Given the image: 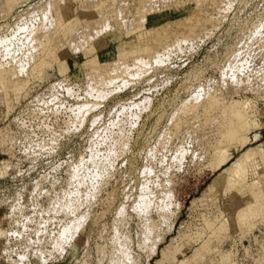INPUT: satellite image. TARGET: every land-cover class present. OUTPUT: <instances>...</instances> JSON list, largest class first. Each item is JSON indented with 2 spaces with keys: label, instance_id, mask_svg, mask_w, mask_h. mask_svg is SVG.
Masks as SVG:
<instances>
[{
  "label": "rangeland",
  "instance_id": "374dc122",
  "mask_svg": "<svg viewBox=\"0 0 264 264\" xmlns=\"http://www.w3.org/2000/svg\"><path fill=\"white\" fill-rule=\"evenodd\" d=\"M50 1L0 0V264H255L264 217L213 234L204 219L220 211L200 197L216 173L207 155L223 104L246 101L248 146L264 141V0H93L91 11ZM57 5L75 30L48 29V56L41 35ZM196 6L197 31L157 46L139 36V23ZM35 54L51 61L38 67ZM107 61L100 78L88 73ZM209 95L217 104L205 114ZM220 196L226 216L241 204L234 191Z\"/></svg>",
  "mask_w": 264,
  "mask_h": 264
},
{
  "label": "bare ground",
  "instance_id": "6f19581e",
  "mask_svg": "<svg viewBox=\"0 0 264 264\" xmlns=\"http://www.w3.org/2000/svg\"><path fill=\"white\" fill-rule=\"evenodd\" d=\"M92 1L91 0H84L85 4L83 2L82 3L86 6H85V8L83 7L81 9L84 11H91V10H93L92 6L98 8L99 1H97V2L93 1L94 3H90ZM196 1H197L196 4L199 5L200 0H196ZM7 4H8V9H11L12 6H11L10 0H7ZM54 4H55V2H54ZM96 4H98V5H96ZM8 9H5L6 10L5 12L10 11ZM47 12H48V10H47ZM51 12H52V10H51ZM51 12H50V14H51ZM0 14H2V12ZM200 17H201L200 8H199V6H196L195 10L192 13L183 16V18H177L174 21L172 20L173 21L172 23L168 22L162 26L154 25V26H150V28L145 27L144 23H139L137 28H142V29L144 28L145 31L143 33L139 34V36L140 35L143 36L150 43V45L157 46V43L166 42L171 36H176V34L178 32H180L181 30H186V31H189L191 33H193L194 31H197V29H199V27L201 26L200 25L201 21H199ZM49 19H51V18H49ZM53 19L55 22L50 20L52 23L54 22L53 28H50L52 26L49 25V28L45 29L46 33H43L44 32L43 31L42 32L43 35H41V36L45 37V39H44L45 42L44 43L42 42V44H41V46L43 45L42 50L45 51V55L47 54L48 56L51 53H53V51L48 48L50 43H51V37H49L50 34L47 35L48 29L49 30L53 29L55 31L53 33H58V35H59V31H61V32L63 31V33H62L63 35L68 34V35H65L66 37L71 35L69 33H72V31L75 30L74 28H66L65 27V25L68 22L63 18L62 9L59 8L58 5H57V8L55 7ZM77 21L78 20H76V22ZM70 22H72V21H70ZM133 29H134V26L127 28L126 33L129 34ZM99 31H101V29H99ZM48 32H50V31H48ZM50 33H51V35L53 34L52 32H50ZM55 35H57V34H54L52 39H54ZM132 44H133L132 42H128V44H126V45H123V44L120 45L117 52H120L121 53L120 55L122 57L124 55V57L126 58L127 54H125V52H126V50L129 49L127 46L130 47V45H132ZM92 46H94V45H92ZM92 46H90L89 48H92ZM124 47H126V49H124ZM42 50H41V52H42ZM49 51H50V54H49ZM89 51H91V50H89ZM34 52L36 53V51H34ZM54 53H53V55L56 54V53L55 54ZM41 55H43V53H41ZM35 56H36V54L34 55V57ZM44 56H41L38 58L35 57L36 61L33 60V62L35 61L36 66L39 67L42 64L44 65L45 62L49 63V61L47 60L48 57L46 58ZM49 60L51 61V59H49ZM133 60H135V58H133L132 61ZM127 61L125 59L124 60H114L112 62V63H114L113 64L114 65V67H113L114 71L115 72L118 71L117 68L120 67L119 64H121V63H123V65L126 66L125 62H127ZM107 63H109V61L102 62L98 66L96 65L95 67H92V68L90 67V69L87 71H89L88 73L91 76H93L92 74H94L95 78H100L101 77L100 74L104 70V68L107 66L106 65ZM45 65H48V64L46 63ZM50 65H48V66H50ZM116 65H119V66H116ZM123 65L121 67L124 68ZM123 68H121V69H123ZM35 69H36V67H35ZM213 96H214V94H213ZM207 99H209V101H208V104L204 108L205 114L210 113L211 110L213 111L214 106L217 104V101H215L216 99L214 100L212 96H210V95H209V97L207 96ZM247 104H249V103L247 102ZM222 107H223L222 108L223 110L221 113L222 114V120H221V125H220L221 127L219 126L218 129H216V132L213 131V133L214 132L217 133V138H216V141L212 144V146L210 148L211 151L208 152V155H207V156H210V159H208L209 160L208 164L211 167V169L213 171H215L216 173H215L213 179L209 182V184L205 188L204 192L202 193V196L200 197L201 200H203V201L200 200L201 202L206 201V203L208 202V204H211L212 206L215 203L216 206L215 205L214 206L217 208V210L220 211L219 214H220L221 218L216 215V218H219L218 223H215L216 218L206 217V219H204L206 228H209L213 234H214V232L216 233V231L221 230L223 228H227V227L230 228V226H238L241 223L249 224L248 222H250L251 219L254 218L253 220H255V218L257 219L258 216L264 217V141L261 144H258L256 146H248L249 144H252L257 139V134L254 131V127H255L256 122H255V120L251 119V115H250L249 111L247 110L249 107L246 106V101L243 102V101H239V100L236 101L235 100V101L229 102L228 104H223ZM192 108H193L192 105H190V106L188 105L184 110L189 111ZM181 119H182V117H177L175 119V125L179 124L181 122ZM207 135H209V134H207ZM233 191L236 192L239 195V197L241 198V200H240L241 204H240V206L236 207V203H234L230 206V209L226 205L227 211L231 212L230 216H226V215H224V208H222L217 203V201H218V198L220 195L223 196V194H226V193L230 194ZM220 198H221V196H220ZM239 227H240V225H239ZM15 233H16V231H15ZM212 233H210V234H212ZM209 241H210V236H209V234H207V238L203 241V245L204 244L207 245V243ZM1 243H2V241L0 242V245H1ZM203 248L205 249L206 247L203 246ZM163 252H164L163 254L165 256L166 252L165 251H163ZM167 252H168V250H167ZM229 252L230 251H227L223 255L228 256ZM198 253H200V251H198ZM123 254H125V253H123ZM126 257H129V256L128 255L126 256V254H125L122 259L127 260ZM0 258H1V254H0ZM184 258L181 261L177 262V264H188L187 259H184ZM223 263L224 264H244V263H238L237 261L235 263V262H233V260H231L228 257H223ZM255 264H264V256L259 255L255 259Z\"/></svg>",
  "mask_w": 264,
  "mask_h": 264
},
{
  "label": "snow or ice",
  "instance_id": "6c2138e0",
  "mask_svg": "<svg viewBox=\"0 0 264 264\" xmlns=\"http://www.w3.org/2000/svg\"><path fill=\"white\" fill-rule=\"evenodd\" d=\"M233 80H235V77H233ZM88 107V106H86ZM82 111V114H85L86 115V112H84L83 110ZM93 123H95V121H93ZM78 169H74V172L77 171ZM77 179V176L76 175H73V180H76ZM94 179H98V177H94ZM69 211L72 212L73 209L71 207V205L69 206ZM67 231V230H66ZM63 235V234H62ZM68 239H70V237H68ZM23 259V258H22Z\"/></svg>",
  "mask_w": 264,
  "mask_h": 264
}]
</instances>
